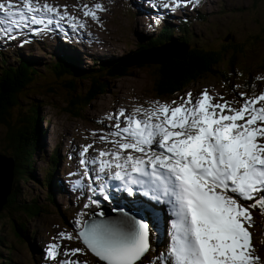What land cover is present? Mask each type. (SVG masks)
I'll return each instance as SVG.
<instances>
[{
  "label": "rangeland",
  "instance_id": "rangeland-1",
  "mask_svg": "<svg viewBox=\"0 0 264 264\" xmlns=\"http://www.w3.org/2000/svg\"><path fill=\"white\" fill-rule=\"evenodd\" d=\"M174 1L39 0L42 4L48 3L56 7H63V11L66 6V10L71 16L84 22L83 27H74L79 36L72 32L61 35V30H58L60 34L55 31H53L54 33L44 31L42 36L36 35L42 31L28 34L23 29L14 30L12 35L16 38L13 40L8 39L5 35L3 36L5 38H1L0 35V50L7 59L6 63L14 64L21 56H24L36 63L39 71L47 79H50L51 76L43 67V63L45 61L53 62L59 54L64 53L63 48L70 50L74 55L72 58L76 59L78 63L76 89L78 92H82L89 83V79L86 78L88 72L83 70L99 65L98 63L125 57V55L128 57L129 53L135 51L141 43H145L150 37L159 35L164 25L176 28L179 19H186L188 28L185 32L176 28L175 34L178 37L176 39L191 40L190 42L193 44H198L196 48L201 44L203 47L219 49L228 42L240 43L245 53L237 55L235 61L238 64L244 62L249 66L258 65L253 67V74L255 79L261 81L258 94L264 93V0H200L199 4L188 3L180 8L175 7ZM14 2L20 3V0H14ZM166 3L170 5L169 8L162 7ZM96 4L103 6V10L96 9L97 16L100 17L99 20L84 15V5L93 8ZM41 27L42 25L30 24L25 29H41ZM33 36L35 38H32ZM78 37L80 38L79 42H77ZM19 40H23L19 44L20 47L12 48L11 46ZM184 51L185 47L175 43L169 49L154 50L149 54L144 53L145 55L142 54L145 51L138 56L135 54L129 58V63L130 61L131 63L157 61L173 54L180 56ZM227 52L230 53L231 50H227ZM150 58L151 60H149ZM146 69V67L131 66L126 75L116 76V78L107 77L108 84H106L105 92L89 105L84 106L80 116H73L66 112L65 97L56 91L47 93L44 80L40 76L36 77L35 82L29 88L30 91L28 90L22 95L21 102L24 107L34 103L37 106L40 119L41 133L40 138L35 140L31 166L33 168L32 175L26 173V176H29L28 179L20 180L15 174L11 177L10 183L12 159L1 156L0 196L4 199L6 193L12 191L11 184H14L15 189L16 186L20 189L19 195L15 193L17 201L28 200L33 196L39 204L41 202L45 206L39 214L24 220L27 229V237L24 240L11 233L10 222L3 214L4 212L7 214V212L2 210L3 208L0 209V212L3 211L0 214L2 215L0 217V235H3L5 240L11 241L14 246L9 254L12 264H60V261L65 259L79 260L86 264H104L101 261H94L95 254L87 248L81 239L77 238L81 225L89 222L90 218L99 220L103 216H99L96 210H92L93 207H88L84 212L86 204L90 203L88 194L81 187L74 188L72 181H87L90 187L97 185L93 184L92 179L89 178L92 175L90 170L88 176L82 175L85 168L80 164V160L85 157L80 153L82 148L88 144L93 145V148L89 149L88 156H98L99 151L110 149V143H104L99 139L101 135L110 131L107 126L116 123L114 119H109L110 116L121 110H125V116L129 113L137 115V109H152L158 107L159 104L176 106L184 102L188 93H192L195 100L205 90L215 98V102L220 101L222 96L223 100L232 104V107L237 109L241 107L238 99L232 98L236 93L237 97L242 99L238 95V93H242L241 90H238V78H235L231 83L232 89L225 87L221 75L218 77L209 76L192 83L174 97H158L154 94L151 87L152 78ZM247 97L249 96L246 95L245 98ZM173 101L176 103L173 104ZM20 109H22V105ZM124 123L125 120L122 117L121 126ZM5 130L6 128L0 125V139ZM54 149H57L59 154L55 177L59 178L62 181L61 184L64 185L59 190L54 177L50 179V181L53 180L50 188L48 178L47 181H44L45 184L42 178L45 175V169L51 168V163L45 157L49 159L50 152ZM6 151L8 150L0 148L1 154L9 156ZM4 163L7 166L5 169ZM29 169L31 168L28 167ZM103 175L106 177L109 174ZM13 178L16 179L14 182ZM98 191L100 190L98 189ZM51 192L52 203L48 204L44 202V197ZM234 198L239 200L244 207L254 203V201H244L239 196L234 195ZM1 202L0 198V205ZM109 207L116 209V203L110 204ZM105 209H109L108 206ZM16 210L13 208V213L19 215L20 211ZM250 211L253 219L252 226L249 228L252 234V245L255 249L253 255L259 256L258 264H260L264 258V233H262L264 211L258 207L250 208ZM163 218L166 241H168L170 239V221L165 214H163ZM61 232L71 234L72 239L61 238L59 235ZM52 244L60 245L61 252H70L71 249L77 248L83 251L76 253L75 256L58 255L56 259H52L44 252V249L48 251ZM142 264H146V260H143Z\"/></svg>",
  "mask_w": 264,
  "mask_h": 264
},
{
  "label": "snow or ice",
  "instance_id": "snow-or-ice-1",
  "mask_svg": "<svg viewBox=\"0 0 264 264\" xmlns=\"http://www.w3.org/2000/svg\"><path fill=\"white\" fill-rule=\"evenodd\" d=\"M188 3L195 5L200 0H175V7ZM96 9L103 10V6L84 5V15L99 20ZM65 19L72 27L84 26L67 12L66 6L61 13L59 7L39 0H0V34L8 39L16 38L12 35L15 29L32 24L44 25L43 29H33L44 31L48 25L59 26ZM238 95L243 101L238 109L222 96L223 102L214 103L215 98L205 90L195 100L188 93L175 107L159 104L127 116L121 110L109 117L116 123L107 126L110 131L99 137L110 143L111 149L88 156L93 145L82 148V175L88 176L90 170V179L103 181L91 191L98 188L103 192L108 181H120L132 194V185H138L137 192L164 205L172 217L167 251L149 264H258L260 258L253 255L249 228L253 223L250 208L259 206L264 210V93L247 98L245 93ZM106 173L107 178L103 175ZM75 184L81 185L82 181ZM229 192L254 203L244 207ZM113 211L120 215L104 220L90 218L81 225L77 238L105 264H142L153 250L151 230L158 229V220L139 213L132 215L124 208ZM59 235L72 239L71 234ZM82 251L77 248L61 252L60 245L52 244L47 254L56 259L58 255L75 256ZM60 264L86 262L65 259Z\"/></svg>",
  "mask_w": 264,
  "mask_h": 264
},
{
  "label": "trees",
  "instance_id": "trees-1",
  "mask_svg": "<svg viewBox=\"0 0 264 264\" xmlns=\"http://www.w3.org/2000/svg\"><path fill=\"white\" fill-rule=\"evenodd\" d=\"M187 24L186 19H181L177 23L176 28L185 32L188 28ZM176 28L164 25L159 35L150 37L145 43H141L135 51L129 53L128 57L125 55V57L105 61L101 64L94 62L99 65H94L87 68L88 70H83L84 72H88L86 78L89 79V83L82 92H78L76 89L78 63L76 59L72 58L74 55H68V50H64V53L58 55L53 62L45 61L43 63V67L51 76L50 79L42 75L43 73L39 71L36 63L24 56H21L14 64L6 63L7 59L0 50V125L6 128L5 133L0 139V148L7 149L8 151L6 152L14 157L10 168V183L11 177L15 174L17 175V179L20 180L28 179L29 176H26V173L32 175L33 168L31 166L34 157L35 140L40 138L41 133L40 119L38 117L37 106L32 103L31 106L24 107L21 98L25 92L30 91L29 88L35 82L37 76L43 78L47 93L56 91L65 97V111L73 116L82 115L84 106L89 105L100 94L105 92L106 84H108L107 77L116 78V76L126 75L130 71L131 66L147 68L146 70L150 78H152L151 87L154 94L158 97H174L194 82L209 76L218 77L219 75L222 76L226 88L232 89L231 83L235 78H238V90L249 96L258 94L261 81L255 79L253 74V67L258 65L249 66L244 62L238 64L235 61L237 55L245 53L240 43L228 42V44L226 43V45H223L219 49L203 47L199 43L200 47L196 48L198 44H193L190 42L191 40L176 39L178 38L175 34ZM167 43L181 44L185 47L184 53L180 56L173 54L170 57L167 56L168 58L165 56L157 61H137L135 63H131L130 61L129 63L131 56L135 54L137 56L141 55L140 53L143 51L148 53L153 52ZM228 46L232 47L227 48ZM227 50H231V52L228 53ZM145 52L142 54L145 55ZM236 96L235 93L232 98L238 99ZM21 105L22 109H20ZM45 158L51 163V168L45 169V175L42 177L43 182L47 181V178L50 181L56 171V164L59 159L57 149L50 152L49 159ZM4 166H6V163ZM28 167L31 169L28 170ZM14 180L16 179L13 178V182ZM52 184L53 180L50 181L49 188ZM11 186H13L11 194L6 196V202L2 205V210L7 212V214L5 212L3 214L7 217L8 222H10L11 233L24 240L27 237L24 220H28L39 214L45 205L41 202L39 204L38 200L33 196L28 200L17 201L15 193L19 195L20 189L18 186L15 189L14 184H11ZM44 198V202L48 204L52 203V192ZM13 208L20 211L19 215L13 213ZM259 208L262 209L261 207ZM108 216L109 214L104 217ZM152 230L154 231L151 232L150 238L153 249L158 244V238L157 231L155 229ZM262 233H264V230ZM0 246L3 247H0V264H12L9 254L12 252L14 246L11 241L5 240L4 236L0 235ZM94 261L98 262L101 260L95 257ZM101 262L105 264V262ZM140 263L138 262V264Z\"/></svg>",
  "mask_w": 264,
  "mask_h": 264
},
{
  "label": "bare ground",
  "instance_id": "bare-ground-1",
  "mask_svg": "<svg viewBox=\"0 0 264 264\" xmlns=\"http://www.w3.org/2000/svg\"><path fill=\"white\" fill-rule=\"evenodd\" d=\"M165 3V2H164ZM42 4V3H41ZM158 5V4H157ZM59 9L61 10V7H59ZM64 12V11H63ZM143 13H145V12H143ZM173 45H175V43L174 44H169V45H166V46H163V47H161V48H159V49H156L155 51H160V50H164V49H169V47H171V46H173ZM145 53H147V54H149L148 52H145ZM169 53H170V51H169ZM168 54V53H167ZM215 102V101H214ZM141 115H142V113H141ZM112 148V145L110 144V149ZM107 149V148H106ZM0 158H2V157H0ZM8 158V157H7ZM107 177V176H106ZM103 183V182H102ZM0 187H1V184H0ZM1 190V189H0ZM0 198H1V200H2V202H1V204L3 203V201H4V199H2V196H0ZM117 209V208H116ZM118 214H119V212H118ZM106 218H116V217H113V216H108V217H106ZM105 217H102V220H104V219H106ZM263 256V255H262Z\"/></svg>",
  "mask_w": 264,
  "mask_h": 264
},
{
  "label": "water",
  "instance_id": "water-1",
  "mask_svg": "<svg viewBox=\"0 0 264 264\" xmlns=\"http://www.w3.org/2000/svg\"><path fill=\"white\" fill-rule=\"evenodd\" d=\"M228 39V38H227ZM10 157L13 161H14V157H13V155H9V156H5L4 154H1L0 153V157ZM4 165H5V163H4ZM4 169H5V166H4ZM10 192H11V190H10ZM10 192H8V193H6V195H5V198H6V196L10 193ZM4 198V201H3V203L0 205V209L2 208V205L4 204V202H6L5 199ZM119 215H117V216H115V217H118Z\"/></svg>",
  "mask_w": 264,
  "mask_h": 264
}]
</instances>
